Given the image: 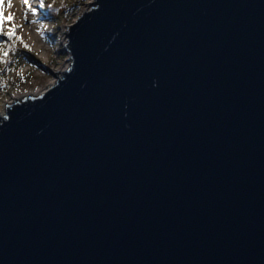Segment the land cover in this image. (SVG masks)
I'll use <instances>...</instances> for the list:
<instances>
[{
	"label": "water",
	"instance_id": "water-1",
	"mask_svg": "<svg viewBox=\"0 0 264 264\" xmlns=\"http://www.w3.org/2000/svg\"><path fill=\"white\" fill-rule=\"evenodd\" d=\"M64 34L0 116V264H264V0H94Z\"/></svg>",
	"mask_w": 264,
	"mask_h": 264
},
{
	"label": "rangeland",
	"instance_id": "rangeland-1",
	"mask_svg": "<svg viewBox=\"0 0 264 264\" xmlns=\"http://www.w3.org/2000/svg\"><path fill=\"white\" fill-rule=\"evenodd\" d=\"M32 1L35 6L33 14L26 13L22 17L14 14L16 8L22 4L20 0H10V9L6 7L7 0L5 3V15H14L12 23L17 26L16 35L22 38V42L15 38L7 40L3 35L4 39L0 40V57H3L4 52L9 54L8 59L3 57L0 61V116L5 115L9 104L25 97L40 96L48 91L57 82L54 74L70 67L69 53L65 48L68 41L64 33L89 9V4L94 0H88L81 10L72 7L83 0H49L46 4L43 2L44 7L40 6L41 0ZM53 2L61 5L57 7V12L47 14V7ZM9 27L11 24H6L5 31ZM26 27L37 29L35 39L29 38L24 30ZM25 44L29 47L25 48ZM13 55L15 58L11 60Z\"/></svg>",
	"mask_w": 264,
	"mask_h": 264
},
{
	"label": "snow or ice",
	"instance_id": "snow-or-ice-1",
	"mask_svg": "<svg viewBox=\"0 0 264 264\" xmlns=\"http://www.w3.org/2000/svg\"><path fill=\"white\" fill-rule=\"evenodd\" d=\"M5 3L6 0H0V35L6 36L8 40H13L15 38L16 40H21L22 42V38L16 35L17 26L12 23L14 21V15L12 13L5 15ZM24 3L27 5L28 0H24ZM40 6L44 7L43 0H41ZM6 7L9 9L12 7L10 0H7ZM6 24H11V27H9L7 31H5ZM24 47L28 48L29 46L25 44ZM8 55V52L3 53V57L5 58L8 57Z\"/></svg>",
	"mask_w": 264,
	"mask_h": 264
},
{
	"label": "bare ground",
	"instance_id": "bare-ground-1",
	"mask_svg": "<svg viewBox=\"0 0 264 264\" xmlns=\"http://www.w3.org/2000/svg\"><path fill=\"white\" fill-rule=\"evenodd\" d=\"M20 2L22 4L16 8V13L13 11L14 14H16L17 16H20V17H22V15H26V13L33 14L32 11H33V7H35V6H34L32 0H28V4L27 5L24 3V0H20ZM24 30L28 33V36H29V38L31 40H33V39L36 38V36H37V29L30 28V27H26Z\"/></svg>",
	"mask_w": 264,
	"mask_h": 264
},
{
	"label": "trees",
	"instance_id": "trees-1",
	"mask_svg": "<svg viewBox=\"0 0 264 264\" xmlns=\"http://www.w3.org/2000/svg\"><path fill=\"white\" fill-rule=\"evenodd\" d=\"M49 0H43V2H44V4H46L47 2H48ZM87 1L88 0H83V1H81L80 3H75L74 5H73V7L72 8H75V9H79V10H81L85 5H86V3H87ZM59 5H61L60 3H58V4H54V2L51 4V6H49V7H47V14L49 13L50 15L52 14V13H55V12H57V7L59 6ZM54 17V16H53ZM4 39V37L2 36V35H0V40H3ZM8 40V39H7ZM8 43H10V42H8ZM22 53H24V54H26L25 52H22ZM27 55V54H26ZM9 57V56H8ZM8 57H6L7 59H8ZM14 58H15V55H13L12 56V58H11V60H14ZM3 59V57H0V61ZM40 64V66L41 67H44V69H46V70H48L44 65H42L41 63H39ZM7 68H9V67H7Z\"/></svg>",
	"mask_w": 264,
	"mask_h": 264
}]
</instances>
